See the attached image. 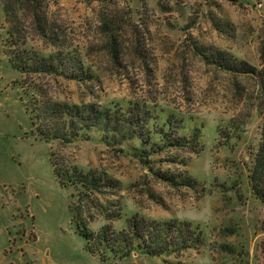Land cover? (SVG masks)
Masks as SVG:
<instances>
[{"label":"rangeland","instance_id":"obj_1","mask_svg":"<svg viewBox=\"0 0 264 264\" xmlns=\"http://www.w3.org/2000/svg\"><path fill=\"white\" fill-rule=\"evenodd\" d=\"M16 39L43 54L53 46L74 54L79 78L42 83L58 100L116 110L115 139L94 129L89 141L62 148L32 135L23 77L5 53ZM261 81L264 0L260 10L244 0H0V264H264V205L248 178ZM127 110L142 118L134 130H151L157 144L169 120L190 144L151 152L137 138L120 143ZM53 156L61 168L102 176L103 191L83 199L79 184L62 187ZM78 204L93 235L124 230L136 215L191 222L203 245L178 258L93 255L71 221Z\"/></svg>","mask_w":264,"mask_h":264},{"label":"trees","instance_id":"obj_2","mask_svg":"<svg viewBox=\"0 0 264 264\" xmlns=\"http://www.w3.org/2000/svg\"><path fill=\"white\" fill-rule=\"evenodd\" d=\"M43 38H46V36H43ZM22 44V40L16 39L11 42V46L7 47L5 53L11 68L23 77L22 87L24 88L25 111L32 127V135L44 143H56L62 148L76 141H89L91 132L94 129L105 133L103 137L106 143H109L110 137L115 139L116 134H109L116 133L120 131L118 127L121 128L118 123L116 110L100 107L96 104L77 105L58 100L51 96L42 83L45 77L51 79L57 76H63L68 79L79 78L82 67L73 64L74 54H64L56 46L47 48L49 52L43 54V52L32 48H24ZM240 65L246 66L245 64ZM243 69L245 72L242 73H253L245 70V68ZM261 86L264 90V82L261 83ZM136 109L138 108L136 107ZM126 112L132 118L120 123V125L122 123L126 125L123 127L126 130L119 141L120 143L137 138L142 146H148V151L151 150V152H155L158 149L180 148L187 143L190 144V138L187 139L183 135L177 134L181 129V125L180 127L179 125L176 126L174 120H169L165 124L167 127L165 133L163 125L160 127L158 134L161 135V139L159 138L160 143L157 144L150 137L151 130H145L146 132L134 130V127L139 124L138 121L142 120V118H138V114H131L128 110ZM261 115L260 142L250 162L248 178L254 196L264 205V108L261 110ZM145 134H148V136H145ZM199 136V129L194 128L191 134V141L196 143ZM144 149L141 151H145ZM52 165L54 175L62 187L72 188L79 184L80 187L85 189L84 194H80L83 199L95 191H103V186L101 185L103 183L101 180L102 176L94 178L91 173L84 174L78 167L69 164L61 168L56 157L53 158ZM168 177L165 175V177L160 178L163 181H168L171 185H175L173 176ZM85 183L92 190L88 191ZM185 183L184 186L191 185L186 180ZM78 197L80 201V196ZM80 208V204L76 205L73 210L69 207L72 215L71 221L81 238L88 243L87 252L93 255L101 253L100 255L104 256L107 251L118 254L119 258H125L130 256L132 251L140 249L143 254L151 257L173 255L178 258L184 252L199 249V246L203 245L200 229L193 227L191 222L176 220L147 221L138 218L136 215L127 219L124 230L115 232L108 227H103L99 233L93 235L87 227L86 218L81 214ZM110 211V206H104L102 213L106 218L112 219L115 215ZM79 214L81 215L79 223H77L74 220ZM91 242H96V249L91 247Z\"/></svg>","mask_w":264,"mask_h":264},{"label":"built area","instance_id":"obj_3","mask_svg":"<svg viewBox=\"0 0 264 264\" xmlns=\"http://www.w3.org/2000/svg\"><path fill=\"white\" fill-rule=\"evenodd\" d=\"M245 3H252V5L257 9L260 10L263 7V0H257L253 1L252 0H244Z\"/></svg>","mask_w":264,"mask_h":264}]
</instances>
